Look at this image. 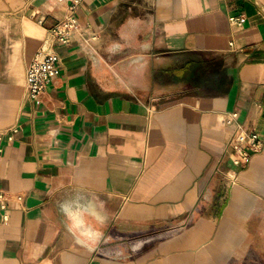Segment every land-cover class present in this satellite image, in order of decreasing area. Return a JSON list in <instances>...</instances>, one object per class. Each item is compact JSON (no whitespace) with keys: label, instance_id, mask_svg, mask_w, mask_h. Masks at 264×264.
<instances>
[{"label":"crops","instance_id":"crops-1","mask_svg":"<svg viewBox=\"0 0 264 264\" xmlns=\"http://www.w3.org/2000/svg\"><path fill=\"white\" fill-rule=\"evenodd\" d=\"M244 14V22L230 20ZM67 13L0 0V264H264V0H84L57 86L26 69ZM48 44V43H47Z\"/></svg>","mask_w":264,"mask_h":264},{"label":"built area","instance_id":"built-area-1","mask_svg":"<svg viewBox=\"0 0 264 264\" xmlns=\"http://www.w3.org/2000/svg\"><path fill=\"white\" fill-rule=\"evenodd\" d=\"M30 1V0H27ZM58 4H65L67 13L64 19L60 20L49 31V42L45 41L44 46L35 55L26 69V93L30 100L44 96L50 87L57 86L61 77V56L54 50V46L67 45L71 42L74 34L81 29L77 16V10L84 0H55ZM226 1V0H221ZM233 23L244 22V14L234 13L230 15ZM48 43V44H47ZM239 112L231 111L227 114L226 121L235 123L230 134V140L225 152L232 162L241 167H246L252 156L264 148V139L256 127L248 126L239 119ZM17 126L0 130V156L4 152V141L6 136L14 139ZM15 199L22 203L24 195L11 193L0 187V221L7 222L10 216L9 201Z\"/></svg>","mask_w":264,"mask_h":264}]
</instances>
